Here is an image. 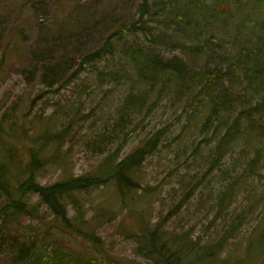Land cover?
Segmentation results:
<instances>
[{
  "label": "rangeland",
  "instance_id": "1",
  "mask_svg": "<svg viewBox=\"0 0 264 264\" xmlns=\"http://www.w3.org/2000/svg\"><path fill=\"white\" fill-rule=\"evenodd\" d=\"M139 1L0 0V116L14 106L20 117L18 130L28 127L34 132L45 125L60 133L66 130L56 145V157L63 159L41 171L42 184L92 172L108 156L118 160L147 138L159 139L157 150L139 166L143 187L130 193L126 203L113 184L74 194L80 206L77 213L70 207L69 213L82 215L84 230L93 229L89 224L94 220L90 219L97 213H112L111 220L104 218L95 226L103 249L96 264H152L134 252L136 242L129 235L143 232L142 219L153 225L192 183L194 192L166 222L168 231L191 237L198 243L194 246L204 250L238 224L225 244L218 246L217 261L197 264H264V137L245 132L228 147L221 161L211 166L218 138L213 124L205 122L207 111L197 99L189 103L170 91L151 112L137 116L126 128L132 129V135L123 142L115 122L123 96L133 87L139 88L133 84L136 77L127 75L121 83L107 79L100 83L95 71H80L79 76L71 77L83 54L97 48L125 17H138ZM137 35L146 41L144 35ZM217 50L225 54L233 49L227 42ZM186 55L196 68L215 62L201 54ZM113 67L111 61L97 62L100 70ZM17 146L18 154L27 159L25 143ZM99 148L105 151L99 153ZM255 150L262 156L251 167ZM230 182L236 187L231 200L228 193L219 197ZM37 200L36 195L30 197V202ZM40 216L41 222L22 217L18 235L33 231L31 225L39 231L43 244H59L77 253L86 249L96 252L75 233L56 230L45 207L40 208ZM196 254L194 250L189 257ZM0 263L11 264L6 256Z\"/></svg>",
  "mask_w": 264,
  "mask_h": 264
},
{
  "label": "trees",
  "instance_id": "2",
  "mask_svg": "<svg viewBox=\"0 0 264 264\" xmlns=\"http://www.w3.org/2000/svg\"><path fill=\"white\" fill-rule=\"evenodd\" d=\"M263 2L140 0L137 4L138 17H125L97 48L83 54L71 77L79 76L80 71H95L100 83L106 82V79L121 83L127 75L136 77L133 84H138L139 88L133 87L123 96L115 122L123 142L132 135V129L126 128L140 114L151 112L168 92L172 91L177 98H186L189 103L197 99L202 109L207 111L205 122L213 124V134L218 138L211 160V166H215L228 147L245 132L264 137ZM137 33L144 35L146 41H142ZM227 42H230L232 51L224 54L217 50ZM170 49L180 51L170 52ZM185 53L201 54L205 60L215 62L196 68L190 64ZM102 60L107 63L111 61L114 67L98 69L97 62ZM2 65L3 62L0 63ZM15 111L13 106L0 116V261L6 256L11 264H96L103 249L102 238L95 226L111 220L112 213H97L95 218L90 219L92 222L94 220L89 224L94 225L93 229L84 230L81 227L84 225L82 215H75L79 203L74 194L113 184L118 196L126 203L125 199L130 193L143 187L138 175L139 166L157 150L159 139L157 136L147 138L118 160L108 156L92 172L42 184L39 180L41 171L47 165L63 159L56 157V145L66 130L60 133L50 125L34 132H29L28 127L18 130L20 124L17 120L20 117ZM12 116L15 121L10 122ZM20 142L22 145L25 143L27 159L17 152V143ZM53 147L52 153H49ZM104 151L98 149L99 153ZM261 156V151L255 150L249 165L255 166ZM193 188L192 183L179 201L153 225L142 219L143 232L129 235L136 242L134 252L138 256L152 264L217 261L218 246L225 244L226 238L238 224L231 226L226 236L215 245L209 244L204 250L194 246L198 243L191 237H181L165 227L175 211H179L189 200ZM235 190L234 183L230 182L219 197L228 193L231 200ZM32 195L37 196L36 202H30ZM41 207L51 213L55 221L52 226L56 230L75 233L90 242L92 250L96 252L86 249L77 253L59 244H43L39 231L31 225L28 226L33 231L19 236V220L25 217L41 222ZM70 207L75 209L72 215L69 213ZM194 250L197 254L190 258Z\"/></svg>",
  "mask_w": 264,
  "mask_h": 264
}]
</instances>
